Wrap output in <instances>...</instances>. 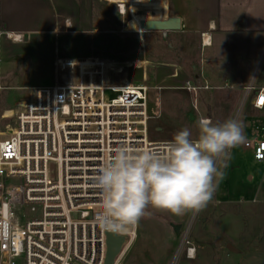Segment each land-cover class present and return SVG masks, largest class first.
Masks as SVG:
<instances>
[{
  "label": "built area",
  "instance_id": "obj_1",
  "mask_svg": "<svg viewBox=\"0 0 264 264\" xmlns=\"http://www.w3.org/2000/svg\"><path fill=\"white\" fill-rule=\"evenodd\" d=\"M99 1L115 6L123 21L131 18V3H138V15L146 12L153 20L158 19L155 12L144 4L164 2ZM204 37L201 34L202 46ZM91 64L78 65L62 84L35 89L32 99L15 113L13 131L0 134L7 138L0 141V264H104L107 234L124 237L125 245L134 235L138 224L127 233H114L95 223L101 198L91 186L93 177L111 148L123 144L164 150L169 141L149 139L145 81L118 85L102 62ZM254 79L240 86L238 113L247 108L264 112V86ZM181 89L195 97L200 90L233 87L212 88L205 81L186 80ZM260 131L241 146L253 161L264 163V128ZM196 216L197 212H187L169 227L175 241L165 264L195 258L190 238Z\"/></svg>",
  "mask_w": 264,
  "mask_h": 264
},
{
  "label": "crops",
  "instance_id": "obj_2",
  "mask_svg": "<svg viewBox=\"0 0 264 264\" xmlns=\"http://www.w3.org/2000/svg\"><path fill=\"white\" fill-rule=\"evenodd\" d=\"M97 1L0 0V50H3L0 63L13 56L24 54L31 60L32 65V77L28 83L0 86V122L11 119L27 101L32 99L35 89L64 83L66 77L75 71L78 65L92 67L91 61H100L103 70L108 75H112L115 71V63L112 61L117 51L118 38L112 32H102L99 27L101 20L97 19L99 20L97 21L93 18L92 4L99 2ZM144 8L154 11L158 19L172 16L180 20L178 31L147 34H157L166 41H169V35L189 37L195 42L200 54H203L204 58L206 56L199 61V64L205 67L208 81L204 75H194L197 83L191 82L195 84L205 81L212 88L227 84L231 78H228L226 73L233 71L231 66H245L239 65L244 59L245 47L244 44L237 43V40L243 36L254 39L256 41L254 57L246 63L249 67L246 69V76L238 80L240 86L247 82L256 57L264 48V0H168L166 3L160 1L145 3ZM139 10L138 3H131V20L124 21V25L131 31H142L141 21L150 20L146 15H138ZM201 34H205L204 38L207 39L208 45L201 46ZM6 35L18 36L19 40H12ZM247 45L251 46V44ZM230 48L234 49L232 53H228ZM168 49H171L170 45ZM233 55L238 57L239 64L232 60ZM136 56H132L129 63L150 64L149 60L140 61ZM39 69H44L40 75H38ZM117 70L120 71L121 68ZM192 70H195V66H192ZM255 83L264 86V79L260 78ZM16 94H18L17 100ZM255 113L264 115V112L253 111L250 108L245 109L243 115L253 116ZM244 123L248 128L250 124L245 119ZM252 136L251 133L246 139ZM246 151L251 156L250 151ZM241 175L240 169L226 171L216 186L214 202L220 206L221 211L219 223L221 240H208V248L211 249L208 252V264H264V251L257 248H253L250 253L244 251L240 235L243 230L241 225L236 222L235 225L228 224L230 210L234 211V206L239 205L240 201L244 203V199H247ZM245 178L251 180L250 175ZM215 210L218 208H210L208 214L212 217ZM147 211L150 213L149 218L153 219V223L147 224L161 225L171 240L169 254L166 256V252V258L164 257L160 263L165 264L174 246L171 244L174 242L168 228L172 226L171 222L175 218L173 216L169 221L152 215L150 208ZM179 219H183L182 215ZM208 228L213 229V223H208ZM233 240L237 243L231 246L234 251H230L227 246L232 245ZM193 261L195 258L190 260ZM121 263L122 259L119 261V264Z\"/></svg>",
  "mask_w": 264,
  "mask_h": 264
},
{
  "label": "rangeland",
  "instance_id": "obj_3",
  "mask_svg": "<svg viewBox=\"0 0 264 264\" xmlns=\"http://www.w3.org/2000/svg\"><path fill=\"white\" fill-rule=\"evenodd\" d=\"M166 1L168 0H164L165 3ZM93 6L99 15L94 19L101 20H97L101 25L99 26L100 30L102 32H112L118 38L117 51L114 54L115 56L113 55L114 59L112 61L115 63V71L110 75L111 80L118 85L136 84L143 80L148 87V128L151 141H170L176 132L184 128L189 129L192 138L195 139L199 133L197 122L200 118H208L214 123L215 120L224 122L228 118L233 117L241 120L243 125L245 124V119L250 124L248 128L247 126L243 128L245 139L251 133L259 136L262 134L260 128H264V115L260 113H255L253 116L243 115L244 111L238 113L242 98L238 80H242L246 76V69L249 68L246 63L247 61L249 63L254 57L256 46L254 39H250L249 36H243L237 40V43L244 44L245 56L240 64L236 55L232 56V60L239 65L245 66H231L233 71L226 73L229 76L228 78H231L227 81V84L233 87L232 90H200L197 96L194 97L181 89L183 82L190 80L197 83L194 80V75L200 74L204 75L208 81V73H206L205 67L199 64V61L204 57L203 54H200L191 38L169 35V41H166L157 34H138L126 28L127 26L124 24L131 18L127 19V16L124 22L118 16L115 6H110L100 1L93 3ZM139 15L144 16L147 14L144 12ZM247 44H251V46ZM168 45L171 46V49H168ZM24 48L32 49L33 47ZM233 50L230 48L228 53H232ZM2 56L3 50H0V57L2 58ZM132 56H136L140 61L149 60L150 64L141 63L134 65L129 63V59ZM192 66H195V70H192ZM120 68L121 70L118 71L117 69ZM31 70V60L24 54L1 61L0 86L28 83L32 77ZM43 72L44 69L40 70L38 75ZM252 77L255 78L254 80L264 79V48L256 57L247 82ZM15 97L17 100L18 94ZM12 124L13 119L0 122V134L8 135V126H12ZM4 136H0V141L7 139ZM243 149L241 144L231 148L227 159L222 163L218 162V167L223 173L222 176H224L226 171H238L239 169L242 174L243 180L241 181L246 189L247 199H244V203L240 201L239 205L234 206V211L230 210L228 224L235 225L234 222H236L241 225L243 230L240 235L243 249L245 252L249 251L250 253L253 248L264 251V163L253 161L246 149ZM247 175L251 176L250 181L245 178ZM219 180L220 178L218 182ZM214 201L215 197L213 196L208 205L197 212L194 220L190 240L196 249L195 261L190 262V260L183 258L180 264H208V252L211 251L208 248V240H221L219 227L221 211L219 210L220 206L216 205ZM213 207L215 209L218 208L219 211L215 210L211 217L208 212ZM149 208L152 215L169 221L174 216L175 220L171 222L172 224H176L180 218V215ZM149 216L146 215L139 221L133 237L129 241L126 240V245L123 249L124 253L118 258L117 264H119L121 259V264H160L166 252V256L169 254L168 248L171 242L169 236L166 235L161 225L147 224L153 223V219L149 218ZM210 222L213 223V229L208 228V223ZM172 239L174 242L173 236ZM234 240L230 246H234V243H237Z\"/></svg>",
  "mask_w": 264,
  "mask_h": 264
},
{
  "label": "clouds",
  "instance_id": "obj_4",
  "mask_svg": "<svg viewBox=\"0 0 264 264\" xmlns=\"http://www.w3.org/2000/svg\"><path fill=\"white\" fill-rule=\"evenodd\" d=\"M197 125L195 139L184 128L164 150L123 144L109 150L91 185L101 198L95 216L101 229L127 233L150 214L149 207L184 215L208 205L223 175L218 162L245 143L244 125L233 117L220 124L200 118Z\"/></svg>",
  "mask_w": 264,
  "mask_h": 264
},
{
  "label": "water",
  "instance_id": "obj_5",
  "mask_svg": "<svg viewBox=\"0 0 264 264\" xmlns=\"http://www.w3.org/2000/svg\"><path fill=\"white\" fill-rule=\"evenodd\" d=\"M140 27L143 32H161L166 33L170 31H178L180 29V20L177 17L168 16L165 19H153L147 21H141ZM129 29L128 27H126ZM178 226L173 227V231L177 232ZM125 245V238L122 236L107 234L106 235V253L104 264H114L116 259L120 256L122 248ZM227 249L234 251V249L228 245Z\"/></svg>",
  "mask_w": 264,
  "mask_h": 264
},
{
  "label": "trees",
  "instance_id": "obj_6",
  "mask_svg": "<svg viewBox=\"0 0 264 264\" xmlns=\"http://www.w3.org/2000/svg\"><path fill=\"white\" fill-rule=\"evenodd\" d=\"M92 16H93V18H96L97 16H99L97 11L95 10V7L93 6V4H92ZM214 123L215 124H220V123H223V122L215 120Z\"/></svg>",
  "mask_w": 264,
  "mask_h": 264
},
{
  "label": "bare ground",
  "instance_id": "obj_7",
  "mask_svg": "<svg viewBox=\"0 0 264 264\" xmlns=\"http://www.w3.org/2000/svg\"><path fill=\"white\" fill-rule=\"evenodd\" d=\"M205 41H207V39H205ZM208 44H209V43L206 42V45H208ZM20 106H21V105H20ZM11 119L14 120V116H13ZM13 128H14L13 124H12V126H8V131H7V133H10L11 131H13Z\"/></svg>",
  "mask_w": 264,
  "mask_h": 264
},
{
  "label": "snow or ice",
  "instance_id": "obj_8",
  "mask_svg": "<svg viewBox=\"0 0 264 264\" xmlns=\"http://www.w3.org/2000/svg\"><path fill=\"white\" fill-rule=\"evenodd\" d=\"M17 38H19V37H17ZM262 102H264V101H262Z\"/></svg>",
  "mask_w": 264,
  "mask_h": 264
}]
</instances>
